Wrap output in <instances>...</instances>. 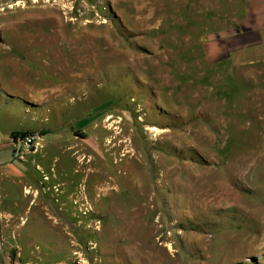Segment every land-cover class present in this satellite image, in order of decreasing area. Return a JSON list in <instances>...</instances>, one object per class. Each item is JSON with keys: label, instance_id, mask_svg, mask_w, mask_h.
I'll use <instances>...</instances> for the list:
<instances>
[{"label": "rangeland", "instance_id": "374dc122", "mask_svg": "<svg viewBox=\"0 0 264 264\" xmlns=\"http://www.w3.org/2000/svg\"><path fill=\"white\" fill-rule=\"evenodd\" d=\"M236 5L0 0V264H264V45L208 54Z\"/></svg>", "mask_w": 264, "mask_h": 264}, {"label": "crops", "instance_id": "0c3cea01", "mask_svg": "<svg viewBox=\"0 0 264 264\" xmlns=\"http://www.w3.org/2000/svg\"><path fill=\"white\" fill-rule=\"evenodd\" d=\"M236 2L234 10L218 15L223 22L215 25L209 56L223 60L229 53L252 48L254 45H264V0H228ZM7 174L22 176L23 171L9 164L4 167Z\"/></svg>", "mask_w": 264, "mask_h": 264}, {"label": "bare ground", "instance_id": "6f19581e", "mask_svg": "<svg viewBox=\"0 0 264 264\" xmlns=\"http://www.w3.org/2000/svg\"><path fill=\"white\" fill-rule=\"evenodd\" d=\"M109 117H111V116H109ZM109 142V141H108ZM110 145V144H109ZM112 150V149H111ZM134 151V150H133ZM130 152H132L131 150H127L126 151V153H130ZM26 193L27 194H33L34 195V190H33V187H29V188H27L26 189ZM40 193V192H39ZM37 194V193H36ZM34 197H35V195H34ZM36 197H39L38 195H36ZM145 197V196H144ZM72 199H73V196L71 197ZM35 199H37V198H35ZM92 202L93 201H91L90 199H89V197H86L84 194H83V196L82 197H79V198H77L76 199V204H80L82 207H85V206H88L89 207V212H92V211H94V206L93 205H91L92 204ZM145 205H146V207H147V212H146V215H149V212H150V210L153 208V198H151L150 196H148L146 199H145ZM87 207V208H88ZM113 207V206H112ZM48 209V208H47ZM81 209V208H80ZM114 210V209H113ZM87 211V212H88ZM115 211V210H114ZM80 212V211H79ZM82 213V212H81ZM134 215V214H133ZM151 215V214H150ZM119 216V215H118ZM0 218H2V220L4 221V222H6L7 224H9V225H11L12 223H13V220L15 219V217H12V216H8L7 218H5V216L4 215H0ZM149 218V217H148ZM147 219V218H146ZM15 221V220H14ZM146 221V220H145ZM57 222V221H56ZM58 224V223H57ZM93 226V223H91L90 224V227H88V229L90 228H93L92 227ZM147 226V225H146ZM148 228H150V232L151 233H153V230H152V228H151V226L148 224ZM87 229V230H88ZM42 232V231H41ZM51 233V232H50ZM53 233V232H52ZM150 233V234H151ZM38 234V233H37ZM50 236H52V235H50ZM64 238V237H63ZM74 238V237H73ZM57 239V238H56ZM20 248V247H19ZM18 248V249H19ZM20 250V249H19Z\"/></svg>", "mask_w": 264, "mask_h": 264}]
</instances>
